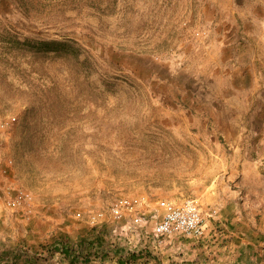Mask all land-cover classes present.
<instances>
[{"label": "rangeland", "instance_id": "rangeland-1", "mask_svg": "<svg viewBox=\"0 0 264 264\" xmlns=\"http://www.w3.org/2000/svg\"><path fill=\"white\" fill-rule=\"evenodd\" d=\"M67 36L80 55L16 40ZM0 169L29 193L0 207L6 257L96 232L122 252L77 264L230 237L264 264V0H0ZM191 198L206 236L156 235L161 201Z\"/></svg>", "mask_w": 264, "mask_h": 264}, {"label": "trees", "instance_id": "trees-1", "mask_svg": "<svg viewBox=\"0 0 264 264\" xmlns=\"http://www.w3.org/2000/svg\"><path fill=\"white\" fill-rule=\"evenodd\" d=\"M19 44H26L31 46L37 51L46 53H60L64 52L65 49L78 51L80 55V47L77 46L78 41L69 36L63 37L62 39L51 38V39H30L26 38L24 41L16 39ZM67 50V52H68ZM123 247L111 245L103 236L96 232H92L88 237H54L50 242L41 245L38 250L18 249L14 250L11 255L7 257L5 250H0V263L3 262V257H6L11 262L21 264H39L40 260H50L54 257L55 253H59L61 257L67 260V264H77L79 262H91L93 260H106L111 256V253L120 255ZM42 252H45L42 255ZM148 254V252L146 253ZM130 256L136 257V261L139 258L144 257L143 253L133 252ZM147 256V255H146ZM119 262L127 263V260L119 257ZM184 264H196V262L186 261Z\"/></svg>", "mask_w": 264, "mask_h": 264}, {"label": "built area", "instance_id": "built-area-1", "mask_svg": "<svg viewBox=\"0 0 264 264\" xmlns=\"http://www.w3.org/2000/svg\"><path fill=\"white\" fill-rule=\"evenodd\" d=\"M8 162L12 163V159L9 158ZM6 174V169H0V177H5ZM28 198V192L12 183L7 182L0 187V207H20ZM161 207L163 208L162 216L156 220L153 229L156 235L179 233L189 239L206 236L208 221L202 206L196 199L191 198L182 202L165 199L161 201ZM216 212L217 210L213 209L210 215H216Z\"/></svg>", "mask_w": 264, "mask_h": 264}, {"label": "crops", "instance_id": "crops-1", "mask_svg": "<svg viewBox=\"0 0 264 264\" xmlns=\"http://www.w3.org/2000/svg\"><path fill=\"white\" fill-rule=\"evenodd\" d=\"M230 236L231 235H229V237ZM230 238L232 240L230 239L229 241H225L221 238L218 242L213 241L203 248H191L189 250H191L192 253L189 254L188 257H181L180 261L190 260L191 262H196V264H262V262L258 263L257 261V256L260 254H255L250 257H244L242 255L246 248L245 245H247L244 238L239 240L234 237ZM179 248H181V251L183 248L188 249L187 245L179 246ZM252 260L253 262H251Z\"/></svg>", "mask_w": 264, "mask_h": 264}]
</instances>
